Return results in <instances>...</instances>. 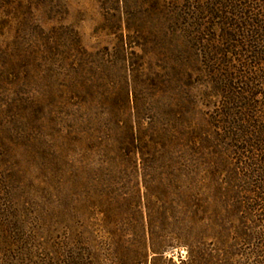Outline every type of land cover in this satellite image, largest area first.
Instances as JSON below:
<instances>
[{
  "label": "rangeland",
  "instance_id": "374dc122",
  "mask_svg": "<svg viewBox=\"0 0 264 264\" xmlns=\"http://www.w3.org/2000/svg\"><path fill=\"white\" fill-rule=\"evenodd\" d=\"M207 4L0 0V264H189L213 240L211 154L264 170L242 128L264 113L234 102L264 59Z\"/></svg>",
  "mask_w": 264,
  "mask_h": 264
},
{
  "label": "trees",
  "instance_id": "16d2710c",
  "mask_svg": "<svg viewBox=\"0 0 264 264\" xmlns=\"http://www.w3.org/2000/svg\"><path fill=\"white\" fill-rule=\"evenodd\" d=\"M207 2L206 12L211 13L213 19L222 22V39L230 46L241 39L242 46H250L255 55L252 58L260 65L264 59V8L260 9L263 5L251 8L246 4L243 5L244 0L230 2L207 0ZM259 10H262L263 14L256 13ZM204 11L202 9L201 14ZM250 85V88L244 90L247 96L251 94L250 98L243 97V94L240 97L235 96L234 102L242 99L240 103L244 108H249L250 112L255 114L254 110L257 107L259 110L262 109L260 113H264V101L260 100L264 93L252 92L257 89V84L253 86L250 82ZM256 97H259L257 101H260L258 106L255 102ZM252 115H247L252 118L243 120L247 124L242 126L244 131L247 130L245 135L248 141L245 144L256 151H261L264 156V126L259 121L255 125L256 121ZM242 137L240 134L237 136V138ZM211 155L205 164L214 178L230 172L228 176L222 178L219 190L208 194L207 197L208 201L222 203L225 206V213L223 214L219 209L211 212V218L205 228L207 231L202 232V235L208 233L213 240L208 244H200V247L197 245L198 247L189 248V264H264V170L259 169L263 171L258 170L256 173L255 166L260 167L255 163L248 165L246 162L238 161V164H234L218 152H213ZM218 183L220 182L213 179L210 185ZM226 219L234 220L228 222ZM155 254L158 257L163 252Z\"/></svg>",
  "mask_w": 264,
  "mask_h": 264
}]
</instances>
